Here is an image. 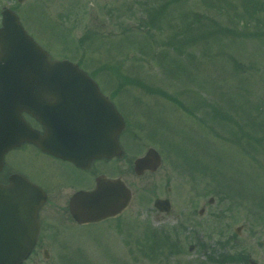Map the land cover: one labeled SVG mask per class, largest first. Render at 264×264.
<instances>
[{
	"label": "rangeland",
	"instance_id": "1",
	"mask_svg": "<svg viewBox=\"0 0 264 264\" xmlns=\"http://www.w3.org/2000/svg\"><path fill=\"white\" fill-rule=\"evenodd\" d=\"M17 3L0 0V14L15 5L124 115L112 162L134 191L119 216L26 264H264V0ZM149 147L163 165L136 177L129 166ZM156 198L171 200L169 215Z\"/></svg>",
	"mask_w": 264,
	"mask_h": 264
},
{
	"label": "water",
	"instance_id": "2",
	"mask_svg": "<svg viewBox=\"0 0 264 264\" xmlns=\"http://www.w3.org/2000/svg\"><path fill=\"white\" fill-rule=\"evenodd\" d=\"M24 112L44 126L43 135L32 129ZM124 127L113 103L78 64L53 59L27 33L14 11H2L0 165L8 150L30 141L89 166L95 159L123 154L118 137ZM160 163L159 153L150 149L135 165L141 174ZM131 198L123 182L99 179L96 190L77 193L72 213L81 223L100 221L122 212ZM43 201L34 187L16 178L9 186L0 184V264H23L30 256L39 233L37 210ZM155 206L171 211L169 200L157 199ZM250 264L258 263L250 259Z\"/></svg>",
	"mask_w": 264,
	"mask_h": 264
},
{
	"label": "flooded vegetation",
	"instance_id": "3",
	"mask_svg": "<svg viewBox=\"0 0 264 264\" xmlns=\"http://www.w3.org/2000/svg\"><path fill=\"white\" fill-rule=\"evenodd\" d=\"M24 117L34 129L44 133L36 119L28 114H24ZM112 161L116 160L98 159L89 166H80L47 153L31 142H24L5 154L0 166V183L9 185L12 178L17 176L28 180L45 194V201L38 211L40 234L30 258L40 252L44 256H50L49 246L67 244L75 233L81 230L88 233L89 226L97 224L79 223L72 213L74 208L71 202L78 192L94 190L98 178H119L132 189L131 181L125 174H119L118 162L115 164ZM161 167L157 170H146L142 175L134 172V164L129 169L136 177H144L157 173ZM108 219L114 218L106 220Z\"/></svg>",
	"mask_w": 264,
	"mask_h": 264
},
{
	"label": "trees",
	"instance_id": "4",
	"mask_svg": "<svg viewBox=\"0 0 264 264\" xmlns=\"http://www.w3.org/2000/svg\"><path fill=\"white\" fill-rule=\"evenodd\" d=\"M197 20H198V18H197ZM221 261H222V260H219V259H218V260H215V263L218 264V263H220Z\"/></svg>",
	"mask_w": 264,
	"mask_h": 264
}]
</instances>
